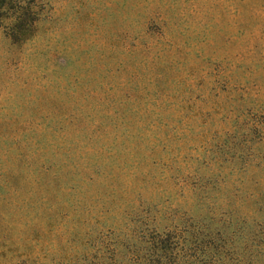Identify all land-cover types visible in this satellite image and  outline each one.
<instances>
[{
	"label": "rangeland",
	"instance_id": "obj_1",
	"mask_svg": "<svg viewBox=\"0 0 264 264\" xmlns=\"http://www.w3.org/2000/svg\"><path fill=\"white\" fill-rule=\"evenodd\" d=\"M0 264H264V0H0Z\"/></svg>",
	"mask_w": 264,
	"mask_h": 264
}]
</instances>
